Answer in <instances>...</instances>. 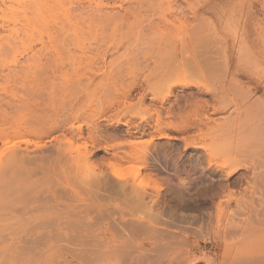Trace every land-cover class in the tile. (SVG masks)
<instances>
[{"label":"rangeland","instance_id":"obj_1","mask_svg":"<svg viewBox=\"0 0 264 264\" xmlns=\"http://www.w3.org/2000/svg\"><path fill=\"white\" fill-rule=\"evenodd\" d=\"M0 98V180L16 146L48 178L0 204L48 212L0 264H264V0H0Z\"/></svg>","mask_w":264,"mask_h":264},{"label":"bare ground","instance_id":"obj_2","mask_svg":"<svg viewBox=\"0 0 264 264\" xmlns=\"http://www.w3.org/2000/svg\"><path fill=\"white\" fill-rule=\"evenodd\" d=\"M2 100L3 99L0 98V114H2V112L4 110V105H7L6 103H3ZM0 120L2 121V119H0ZM65 121H66V119L65 120L62 119L61 122H65ZM61 126H63V125H61ZM6 152L7 153L5 155L6 156V160L4 161V170L5 171L9 170V173H8L6 178H4L3 180L2 179L0 180V204L1 205L5 204L6 201L9 202L13 198H15V197L17 198V197L21 196L22 194H24L27 191L28 187L38 186L40 184L46 185L47 182H48V178H46V177H36L35 175H31L29 169H26V168L24 169L22 174L16 175L14 172L11 171V168L13 166L17 165L18 162L21 163V160H22L24 154L22 153V151L18 150L17 146L15 148H13V149L8 148ZM168 183H169V181H168ZM202 183H203V181H201V183L198 184V185H201ZM236 184H238V182H235V185ZM168 186L170 187V188L168 187L169 188L168 190L173 192L174 198H176V200H177V204L176 205H179L181 207H184V206L187 207L191 203H193L189 199L191 197V193L189 191L192 188H191V186L188 185V182L181 181V182H177L174 185H171L169 183ZM196 187H197V185H196ZM40 188H42V187L39 186V189ZM197 191L199 192V194H197V195H198V198L200 199V203H203V204L207 203L217 193V192L214 191V189L212 187H210L209 185H205V184H203L200 188H198ZM39 192H40V190H36V191H34L31 194V196L33 197V200L30 201V204L28 205V208L31 207L33 210H36V209H39V205H42L44 202H46L47 196L42 198V197H40V193ZM252 193H254L253 187H252ZM217 195H220V193L217 194ZM186 196H189V198L186 199ZM224 198H226V199L224 201H222L223 203L219 204V208L222 209L224 206H227L226 208L229 209V207L232 204V201L235 200V196L233 195L232 192H229L226 196H224ZM33 205H34V207H33ZM251 205H252L251 207H253V208L255 207L253 205L252 201H251ZM41 213L35 214L34 216H29L25 220H19L18 222L14 223L12 221H14V219L17 218L18 215L16 214V212L10 211L9 214H6V215H3V216L0 217L1 229L9 230V231L12 232V231H14L13 228H15L14 225H19V226L20 225L21 226L34 225V227H35V225H38V227H39V225H47L48 224V220H47L48 212L47 211H45V212L43 211V213L42 214ZM119 218L123 219L122 216H120ZM154 221L156 222V220H154ZM159 221H161V220H159ZM118 222L120 224L117 225V226L120 229H123L124 227H126L128 225V222H126V221H123L122 223L120 221H118ZM143 223H145V222H143ZM134 227H135L134 231H136V232H141L142 231V233L143 232L145 233L147 231H151L152 234H150L149 236H145L142 239L143 240V242H142L143 244L151 243V241L155 242V241H159V240L161 241V243H162V240L164 242L161 245H166L167 243L173 244V243H171V241L173 240L172 236H170L171 233H168L169 236H167V237L165 236L164 237L163 234H161V232H159L158 230L154 229L153 227L146 228L145 231H144V228L142 227L141 224H137L136 226L134 225ZM11 229H13V230H11ZM174 237H176V236H174ZM145 239L147 241L148 240H151V241L145 242L144 241ZM165 249L168 250L169 249L168 246ZM162 250H163V248H162ZM114 251H116V249H112L111 251H107L106 254H108L109 252H114ZM164 252H166V250ZM253 254H255V253L253 252ZM149 255H152V254H149ZM165 259H169V261H168L169 264H182V260L177 258V257H175L173 255V251H169V252H167V254L164 253V255H162V258L160 260V264H162ZM193 264H197V263H193Z\"/></svg>","mask_w":264,"mask_h":264}]
</instances>
